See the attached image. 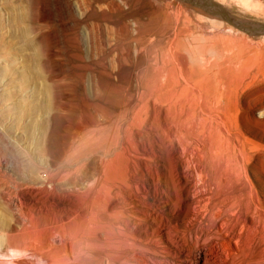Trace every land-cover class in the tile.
<instances>
[{"label": "rangeland", "instance_id": "rangeland-1", "mask_svg": "<svg viewBox=\"0 0 264 264\" xmlns=\"http://www.w3.org/2000/svg\"><path fill=\"white\" fill-rule=\"evenodd\" d=\"M112 1L115 7L107 4L95 13L88 10V21L92 19L95 23L89 34L80 24L82 59L76 56L72 21L58 25V18L79 17L75 5L71 6L75 13L63 2L56 5L51 15L46 13L52 23L42 25L37 35L28 33L41 58L32 63L39 73L34 77L25 70L22 61L25 53L33 52L23 44L20 34L28 22L10 18L11 9L17 7L16 0H0V233L4 234L0 251L8 249L10 243L29 248L37 244L48 246L44 217L52 215V211L45 215L37 206L39 200L45 202L48 197L31 181L43 182L50 189L47 169L68 165L62 158L84 117L94 115L99 120L103 115L109 117L115 112L116 103L122 109V102L133 91L138 100L125 119L132 123V131L140 134L145 131L152 146L161 149L173 142L181 146L199 143L217 150L231 149L230 160L240 158L247 164V184L259 198L264 215V33L247 34L178 0ZM213 1L238 19L264 22V0ZM24 5L27 18L40 21L38 0H29ZM54 46L57 51L50 57ZM146 85H155L149 94L148 108L139 101L147 95ZM46 99L51 104L47 113L37 110L22 119L16 116L15 101L31 104ZM34 123H42L44 129ZM170 128L174 137H170ZM89 136L86 134L84 138ZM122 137L123 143H129V139ZM94 138L93 142L101 139ZM146 140L137 134L133 138L139 153L148 146ZM171 152L155 155L150 169L172 170ZM188 167L184 168L186 176L192 172V166ZM143 175L145 178L137 177L138 190L142 192L139 196L148 202L149 214L145 215L144 208L137 204L140 213L130 218L132 240L154 247L156 255H163L164 246L171 244L160 230L170 236L176 234L181 219L177 209L170 205V187L155 176L151 179L147 173ZM151 180L150 188L147 184ZM70 223L67 231L80 228L78 222ZM255 230L256 241H261L264 230ZM197 249H204L210 257L207 246L193 245L187 251L192 262ZM262 254L259 249L251 252L250 264H259ZM170 263L186 262L171 259Z\"/></svg>", "mask_w": 264, "mask_h": 264}, {"label": "bare ground", "instance_id": "bare-ground-1", "mask_svg": "<svg viewBox=\"0 0 264 264\" xmlns=\"http://www.w3.org/2000/svg\"><path fill=\"white\" fill-rule=\"evenodd\" d=\"M16 1L17 7L11 9L10 18L15 22H28L20 29V34L23 44L31 48L33 52L31 55L25 53L22 61L25 62V70L34 77L39 73L34 69L32 63L40 61L41 58L38 50L33 48L35 47L34 42L28 33L37 35L42 25L49 26L52 23V18L46 16V13L51 15V11L61 2L65 3L71 12L73 11L72 3L75 5L80 13L79 17L58 18L60 19L58 25L63 26L72 21V40L77 50L76 56L82 59L79 26L83 23L87 34H89L91 25L95 24L92 19L88 21L86 13L88 10L95 13L96 9L102 10L107 4L114 6L112 0H38L41 13L38 17L41 19L37 21L27 18L28 13L24 11V2L28 3L29 0ZM189 7L201 11L197 7L190 5ZM105 20L118 22L111 18H105ZM119 21L125 23L124 18H120ZM127 27L126 29H128ZM51 49L50 57H54L52 56L53 51L57 50L55 46ZM128 50L130 51V49ZM154 86H145L147 95L144 96V99L139 100L141 106L148 108L150 91L154 90ZM137 100V93L133 91L122 102V109L116 103L115 112L109 114V117L103 115L99 120L94 115H86L77 126L75 135L69 139L67 151L63 155L62 160L66 161L68 165L62 163L67 166L59 165L53 169H47L49 180L47 187L50 189L44 187L43 182L31 181L36 188L37 186L41 187L42 193L45 192L48 197L45 202L39 200L38 203L37 201V206L45 212V215L52 211L53 216L44 217V230L41 227L47 233L46 243L48 246L37 244L38 246L29 248L10 243L9 248L27 250L28 252V257L17 260L15 264H37L38 260L43 264H171V259L183 260L186 262L185 264H250L249 255L256 249L263 253L259 264H264V235L261 234L263 236L261 241L257 242L255 239L257 234L255 229L264 230L263 208L257 195L248 187L247 164L240 158L230 160L232 150L229 148L217 150L216 147L198 145L199 143L181 146L174 142L163 149L159 146L153 147L145 131L142 134L132 131L130 127L132 123L125 120ZM50 106L48 99L31 104L21 101L14 102L18 119L36 113L37 110L47 113ZM56 109L58 110V107ZM34 125L40 130L44 129L42 123H34ZM135 133L145 136L148 141V146L143 148L140 153L132 141ZM169 133L170 137H174L175 132L172 128L169 129ZM86 134H90L89 139L84 138ZM122 136L129 139V143H123ZM94 137L101 139L93 142ZM170 151H172V160L170 161L173 164L172 170L150 169L155 155ZM189 165L192 166V172L189 176L187 174V177L184 168L186 166L189 168ZM144 170L151 179L155 176L170 187L171 195L166 197L170 198V205L177 209L178 217L181 219V225L177 227L180 232L177 230L176 234L170 236L163 228L160 230L163 238L165 237L166 241L171 244V247L168 245L162 247L163 255H156L154 247L138 244L139 241L132 240L130 218H134L141 207L144 208L145 215L149 214L148 202L139 196L142 192L139 193L138 190V180L140 181V179L137 177L145 178ZM138 173L141 176H138ZM152 181L147 184L150 188L153 184ZM143 194L146 195L144 190ZM137 204H141V207H137ZM72 221L78 222L80 228L73 232L67 231L68 225ZM21 235L23 237V234ZM70 237L74 239L70 240ZM136 244L139 246L136 247ZM154 244L151 243L152 246ZM193 245L207 246V251L211 253L210 257L204 249H197L199 251L196 250L197 252L194 253L192 262L187 251Z\"/></svg>", "mask_w": 264, "mask_h": 264}, {"label": "water", "instance_id": "water-1", "mask_svg": "<svg viewBox=\"0 0 264 264\" xmlns=\"http://www.w3.org/2000/svg\"><path fill=\"white\" fill-rule=\"evenodd\" d=\"M184 4L194 6L204 13L218 17L233 27L250 35L264 33V22L242 20L232 16L228 10L213 0H178Z\"/></svg>", "mask_w": 264, "mask_h": 264}, {"label": "clouds", "instance_id": "clouds-1", "mask_svg": "<svg viewBox=\"0 0 264 264\" xmlns=\"http://www.w3.org/2000/svg\"><path fill=\"white\" fill-rule=\"evenodd\" d=\"M4 234L0 233V247L3 246ZM28 257L27 250L16 248H8L7 251H0V264H15L21 258ZM37 264H43L42 261H37Z\"/></svg>", "mask_w": 264, "mask_h": 264}]
</instances>
